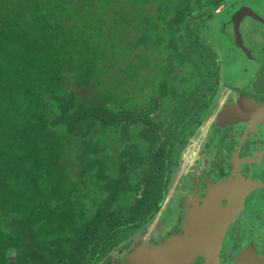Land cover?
<instances>
[{"label":"trees","instance_id":"obj_1","mask_svg":"<svg viewBox=\"0 0 264 264\" xmlns=\"http://www.w3.org/2000/svg\"><path fill=\"white\" fill-rule=\"evenodd\" d=\"M229 1L0 0V264H130L221 96Z\"/></svg>","mask_w":264,"mask_h":264},{"label":"rangeland","instance_id":"obj_2","mask_svg":"<svg viewBox=\"0 0 264 264\" xmlns=\"http://www.w3.org/2000/svg\"><path fill=\"white\" fill-rule=\"evenodd\" d=\"M238 9H243V14L237 18L235 28H233L231 19ZM223 11L224 7H220L216 13ZM205 34L209 41L217 46L222 60L220 75L222 81L217 83L218 93L220 92L221 96L214 109L217 111L226 104L227 93L230 92L231 94L232 89L238 91L242 97L252 94H257L258 97L264 96V0L229 1L226 11L222 15H218L208 29L205 28ZM240 44L248 51L240 48ZM83 86L85 85L77 82L69 83L67 88L73 87L79 91V95L82 97H86L87 94H92L94 98L97 96L96 90L93 91L90 87L85 88L86 86ZM210 119L203 124L198 135L190 141L187 150H185L175 186L163 206V212L149 225L150 227L148 226L146 233L135 236L130 249L151 248L148 246H150L149 243L153 242V238L158 237L159 241L164 242L171 233L179 235L180 222H178V217L181 214L179 207L181 201L185 199L184 194L188 190L187 188L190 190L192 178L204 167L211 165L213 172H216L224 166L227 156L231 154L229 150L232 148H229L227 141L221 147L224 144L222 137L224 133H218L212 126L210 127ZM241 144L238 150L241 148ZM185 173L187 175L183 176ZM260 206L263 205L256 204L254 210L251 209V215H254ZM261 213L262 217L257 222L251 221L253 216L247 218L249 220L246 221V224L249 230L261 229L264 231V209ZM124 254L125 252L123 254L120 252L112 253L108 256V262L105 260L101 264H125L122 259Z\"/></svg>","mask_w":264,"mask_h":264},{"label":"water","instance_id":"obj_3","mask_svg":"<svg viewBox=\"0 0 264 264\" xmlns=\"http://www.w3.org/2000/svg\"><path fill=\"white\" fill-rule=\"evenodd\" d=\"M242 10L232 21L233 28L237 18L243 14ZM237 41L236 38L238 44ZM224 116L243 121L250 132L255 131L258 125H264V101L241 97ZM240 181L242 183V179L237 177L235 181L210 185L204 199L192 201L193 208L184 218L180 235L172 236L153 248L139 247L127 256V261L130 264H193L201 258L202 264H220L224 239L231 225L240 218L246 197L251 193L250 187H242ZM236 264H258L254 250L248 247L236 259Z\"/></svg>","mask_w":264,"mask_h":264},{"label":"flooded vegetation","instance_id":"obj_4","mask_svg":"<svg viewBox=\"0 0 264 264\" xmlns=\"http://www.w3.org/2000/svg\"><path fill=\"white\" fill-rule=\"evenodd\" d=\"M226 89L228 90V88ZM232 90H230L231 94L230 92L227 93L226 104L217 111L215 109V112L210 116V127L212 126L218 133H224L222 136L224 144L221 147L227 141L229 148H232V150H229L231 154L227 156V160H225V164L220 170L213 172V166L210 165L209 167H204V169L196 173L194 178H192L190 190L187 188L188 190L184 194L185 199L183 198L184 200L181 201V206L179 207L181 214L178 217V222H180L178 234L180 235L182 233V225L187 212L193 208L192 201L204 199L210 185H216L219 182H228L229 180L235 181L237 177H240L242 183L240 181L239 184L241 183L242 187L249 186L251 193L246 197L240 218L231 225L224 239L223 248L220 253V264H236V259L248 247L252 251L254 250L258 264H264V231L261 229H257L256 231L249 230L246 224V221L249 220L247 218L251 216H253L251 217V221L257 222L262 217L261 211L264 209V125H258L257 130L250 132L251 130L247 128V123L224 116V114L228 113V109L237 104L242 97L238 91L235 89ZM246 97L264 101V96L258 97L257 94L246 95ZM210 127L209 129H211ZM245 131H247L246 135ZM242 141L243 143L241 144ZM240 144L242 146L238 150ZM186 195L187 197H185ZM258 203L263 206H260L254 215H251L252 210H254L253 208ZM223 204H226V201ZM239 229L244 230V236L241 239L236 238L233 234V232L235 233ZM172 236L176 235L171 233L168 237L170 238ZM153 239V242L149 243L150 246L148 247H155L162 243L157 240L158 237ZM134 251L135 249L130 253ZM202 263L203 259L198 258L193 264Z\"/></svg>","mask_w":264,"mask_h":264},{"label":"crops","instance_id":"obj_5","mask_svg":"<svg viewBox=\"0 0 264 264\" xmlns=\"http://www.w3.org/2000/svg\"><path fill=\"white\" fill-rule=\"evenodd\" d=\"M219 102V101H218ZM218 104V103H217Z\"/></svg>","mask_w":264,"mask_h":264}]
</instances>
